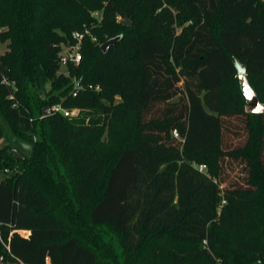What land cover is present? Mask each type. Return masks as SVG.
<instances>
[{
	"label": "trees",
	"instance_id": "16d2710c",
	"mask_svg": "<svg viewBox=\"0 0 264 264\" xmlns=\"http://www.w3.org/2000/svg\"><path fill=\"white\" fill-rule=\"evenodd\" d=\"M0 41V264H264V112L238 79L264 103V0H0ZM162 73L190 107L147 117L177 93ZM73 78L99 89L73 96ZM222 118L241 142L224 146Z\"/></svg>",
	"mask_w": 264,
	"mask_h": 264
},
{
	"label": "rangeland",
	"instance_id": "374dc122",
	"mask_svg": "<svg viewBox=\"0 0 264 264\" xmlns=\"http://www.w3.org/2000/svg\"><path fill=\"white\" fill-rule=\"evenodd\" d=\"M121 20H122V18L120 19V21ZM180 29H181L180 26L177 27L178 31ZM6 44H7V42H1L0 41V54H2L6 50ZM65 69L66 68H64V67H60L59 72L66 73ZM160 79H161V81H164L166 83L171 84L173 88H176L177 93L175 95L171 96L167 101H160V102L157 101V102L153 103V105L150 106V108L148 109L147 117H150V116L161 117V116L169 113L168 110H172L171 111L172 114H177L178 112H181V111L186 112L190 107V103H189V96H188L186 89H185L183 78H180V80L176 82L173 77H169L165 73H162V75L160 76ZM200 98H202L201 95H200ZM184 108H186V109H184ZM204 109H205V111H208V109L206 107ZM222 123L224 124L223 130H222L224 146H226V147L227 146H233V145L241 142V140H242V128H241L240 122L238 120H235V119L222 118ZM229 127H231V128H229ZM172 135H173V133H172ZM175 138H182V136L179 135L178 137H175ZM8 139L11 140L14 147L16 146L24 154L28 153L30 151V145L28 143L23 142L19 139H16V137H14L10 133H9ZM5 143H7V140L5 138H3L0 141V145L5 144ZM15 148H14V150L17 153H19L18 149H15ZM202 167H203V169H205L204 166H202ZM224 169H225V174L228 177V180H233V181H241L242 180L243 172L241 170L240 165L232 164L230 166V165L225 164ZM79 223L81 224V221ZM98 232L102 236L103 240H105L106 242L109 241L112 245L114 244V242H115V239L113 238L114 236L113 237L110 236L111 235L110 233L108 234L107 232H104L101 229ZM19 233H21L23 235H27V232H24L23 230H19ZM82 236H90V233L89 232L84 233V231H82Z\"/></svg>",
	"mask_w": 264,
	"mask_h": 264
},
{
	"label": "built area",
	"instance_id": "2783aa9c",
	"mask_svg": "<svg viewBox=\"0 0 264 264\" xmlns=\"http://www.w3.org/2000/svg\"><path fill=\"white\" fill-rule=\"evenodd\" d=\"M97 15V13H95ZM89 29L84 28L82 31L81 30H75L72 32V38L75 40L73 44L70 45H61V49L58 52V63L60 67L66 68L68 64H78L79 61L81 60V52H80V45L83 37L86 34H89ZM94 39V38H92ZM84 88H89V89H95L98 90L99 86L93 87L91 84L84 85L79 82L78 79L73 78V90H72V95L76 96L81 89ZM50 112L52 113H61L66 117H74L79 114V109L78 108H65L61 104H54L50 108ZM172 133L175 137H178V131L176 129L172 130ZM203 167H200V170H202ZM26 232V231H24ZM46 264L49 263L48 257L45 258Z\"/></svg>",
	"mask_w": 264,
	"mask_h": 264
},
{
	"label": "water",
	"instance_id": "95a60500",
	"mask_svg": "<svg viewBox=\"0 0 264 264\" xmlns=\"http://www.w3.org/2000/svg\"><path fill=\"white\" fill-rule=\"evenodd\" d=\"M121 23L130 25L132 22H131V19L124 17V18H122ZM119 39H120V36H116V37H112V38L108 39L107 41H105L104 43L101 44V46H100L101 50L103 52H105L109 48V46L115 44ZM238 79H239V87H240L241 93L245 98L246 111L248 113H262V112H264V103H261L258 100V97H257L254 89L250 86V84L246 78V75L244 73H240L238 75ZM49 113H50L49 108L46 107L43 109V115H48ZM14 154L16 156H18L19 158L22 157L15 150H14Z\"/></svg>",
	"mask_w": 264,
	"mask_h": 264
}]
</instances>
